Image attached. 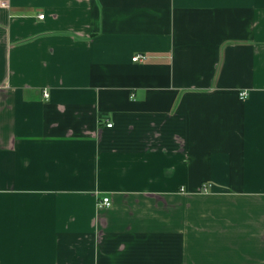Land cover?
Returning a JSON list of instances; mask_svg holds the SVG:
<instances>
[{"label":"crops","instance_id":"1","mask_svg":"<svg viewBox=\"0 0 264 264\" xmlns=\"http://www.w3.org/2000/svg\"><path fill=\"white\" fill-rule=\"evenodd\" d=\"M0 264H264V0H0Z\"/></svg>","mask_w":264,"mask_h":264},{"label":"built area","instance_id":"2","mask_svg":"<svg viewBox=\"0 0 264 264\" xmlns=\"http://www.w3.org/2000/svg\"><path fill=\"white\" fill-rule=\"evenodd\" d=\"M39 18L40 19H43L44 18V15H39ZM146 58L145 55H137L136 57H134V61H143L144 59ZM44 96L46 98L49 97V93L47 91L44 92ZM248 97V92L247 91H243L240 93V98L242 100L246 99ZM112 124L109 123L108 124V127H111ZM112 206V199L109 197V196H105L103 197L99 202H98V207L100 208H107V207H111Z\"/></svg>","mask_w":264,"mask_h":264}]
</instances>
